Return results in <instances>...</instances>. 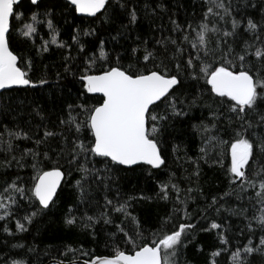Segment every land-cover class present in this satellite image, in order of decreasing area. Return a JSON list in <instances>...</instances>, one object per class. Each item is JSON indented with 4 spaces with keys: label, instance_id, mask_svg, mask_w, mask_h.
I'll list each match as a JSON object with an SVG mask.
<instances>
[{
    "label": "snow or ice",
    "instance_id": "obj_1",
    "mask_svg": "<svg viewBox=\"0 0 264 264\" xmlns=\"http://www.w3.org/2000/svg\"><path fill=\"white\" fill-rule=\"evenodd\" d=\"M30 2L36 8L41 7V0ZM19 3L20 0H0V153H3L0 175L7 177L0 183V221L27 213L22 217L24 222L16 220L15 223L18 232H26V224L56 207L58 189L62 181L67 182L66 176L71 175L73 167L80 173L74 185L79 194L76 208L89 203L93 182L108 190L117 179L114 170L121 167L140 168L154 177L155 172L167 168L163 137L171 122L187 116L199 103L208 109L211 122L195 126L202 132L206 145L201 147L202 155L198 160L193 161L197 187L181 189L173 182L174 173L166 181H159V199L171 201L173 210L160 219L151 240L144 236L140 219L129 210L133 200L145 197L121 198L118 189L115 201L104 196L103 211L96 215L85 211L78 217L74 214L76 208L69 206L63 222L70 228L79 225L93 235L97 224L113 225L116 231L110 233L109 238L115 241L119 236L125 245V249H121L115 244L112 255L94 256L83 264H187L182 259L183 251L197 231V224L191 222L193 217L188 204L195 198L193 192L203 196L199 186V160L209 163L211 159L213 164L223 167L220 158L210 157L209 152L224 147V154L230 156V164L225 168L228 190L205 197V207L198 209L197 214L202 213L201 218H207L209 209L216 214H221L223 209L229 216L241 218L244 227L239 234L246 243L230 246L226 235L230 227L227 218L220 223L211 219L210 227L199 230H220L217 236L223 247L211 253L210 264H216L222 250L229 252L231 264H264V0H201L204 10L199 19L193 22L186 18L181 22L170 15L168 28L159 25V37H151V47L147 39L137 36L136 47L128 50V59L132 62L124 64L122 53L105 51V42L100 40L99 55L86 56L82 64L75 67L71 46L58 42L59 32L53 20L57 5H46L43 13L32 12L31 22L16 28L13 21L25 20ZM116 4L126 11L128 25H136L137 8H128L123 0H116ZM60 7L69 15L79 13L95 18L113 5L110 0H65ZM157 8L167 11L163 3L156 8L144 5V10L151 15L156 14ZM249 9H254L255 14ZM41 15L44 20L40 19ZM39 24H46L52 33L51 40L41 38V50L46 52L50 45H57L68 49L69 54L63 56V72L58 71L55 77L57 86L64 89L61 101L64 115H58V123L49 127L42 109L33 107L41 124L32 131L15 122L13 113L19 115V106H12L15 97L11 92L50 86L47 65L45 74L30 75L32 61L17 55L10 43L14 31L34 41ZM81 33L95 35V29L85 31L75 27L72 40L83 53ZM121 35L127 36V31L118 32L112 40L118 41ZM141 49L142 54L137 55ZM100 61L103 64L98 67ZM61 81L67 83L61 84ZM77 84L80 87L73 96ZM89 94H100L98 102L89 104L86 99ZM9 116H12L11 121ZM221 118L226 121L223 129L218 127ZM57 128L61 130H55ZM221 131L228 140L223 139ZM21 141L30 142L32 146L21 147ZM97 162L103 167H96ZM27 167L32 169L33 175L25 179L20 170ZM13 168L17 171L9 174L8 170ZM233 199L235 206L225 208V203ZM109 209L122 215L120 223L112 219ZM178 218L182 222L175 223ZM129 224L133 225L131 230ZM3 230L15 235L7 227ZM12 247L24 248L25 245ZM27 251L35 252L36 247H29ZM77 252L81 256L89 255L82 247L65 245L50 264H77L69 256ZM11 255L18 253L10 251L7 258H0V264H29L28 260L17 261Z\"/></svg>",
    "mask_w": 264,
    "mask_h": 264
},
{
    "label": "trees",
    "instance_id": "obj_2",
    "mask_svg": "<svg viewBox=\"0 0 264 264\" xmlns=\"http://www.w3.org/2000/svg\"><path fill=\"white\" fill-rule=\"evenodd\" d=\"M65 0H41V7L36 8L30 0H22L18 8L25 14V20L17 23L13 21L16 28L23 26L24 22H31L30 15L32 12L38 11L43 13L46 5L55 4L57 7L54 9V25L59 32L58 42H63L71 46V55L75 57L73 61L74 67L82 64L86 56H91L95 53L99 55V41L103 40L104 49L111 54L122 53L123 63L127 64L132 61L128 59V50L136 47L138 41L136 37L140 36L149 41V47L152 46L151 37H159L160 33L157 31L159 25H163L165 29L169 26L168 17L173 15L174 18L179 19L181 22L184 19H191L193 22L200 18L201 12L204 10L201 5V0H123L128 8L136 7L138 10L139 20L136 25H128V16L124 9H121L116 0H110L113 7H109L106 12L97 14V17L82 16L78 13L69 15L66 10H61ZM145 3L156 8L158 4L163 3L167 11L156 9V14L151 15L144 10ZM195 5V6H194ZM250 13L255 14L254 9L248 10ZM195 13V16L192 15ZM107 17V20H105ZM258 19L259 17L256 16ZM44 20L43 15L40 16ZM79 26L87 31L91 28L95 29V35L84 36L82 33L79 40L84 44V52L80 53L78 46L73 42L72 36L75 34V27ZM124 26H127L125 29ZM38 35L33 41L32 39L23 37L19 31L12 33V40L10 47L19 56H23L26 60L32 61V72L30 75L37 77L44 73V66L47 65V78L49 85L43 86V89L25 90L16 89L11 92V96L15 97L12 101V106L17 108L16 121L25 130L35 131V126L41 124L40 117L33 111V107L42 109V115L47 117L49 127L57 124V116H63L64 111L61 110V101L64 95V89L57 86L56 73L63 72L64 60L63 56L69 54L68 49L60 48L57 45H50L49 50L44 52L41 50V38L43 40H51L52 33L48 30L46 24L37 25ZM127 31V36L121 35L118 41L112 40L118 32ZM142 54L137 53V55ZM103 64L102 61L98 62V67ZM61 84L67 81H61ZM203 84V82H201ZM71 87V85H69ZM80 86L77 84L73 88V96L76 89ZM199 87V86H198ZM205 92L206 89H203ZM8 95V94H6ZM99 94H89L86 98L89 104L98 102ZM207 98V97H206ZM24 101L23 104H20ZM12 120V116L8 117ZM222 122L218 125L221 129L224 128L226 121L221 118ZM30 122V123H29ZM210 124L211 115L203 104H199L190 109L187 116L179 117L171 122L167 132L163 137V151L167 159V168L163 171L154 173V177H149L147 172L142 171L140 168L128 169L121 167L119 170H114V176L117 179L111 184L108 190L103 187L97 186L95 182L92 183L90 193L88 196L89 203L80 205L76 208L79 194L75 188V181L80 178V173L73 167L71 175L66 176V181L63 182L58 192L56 207L51 212L38 216L31 224H26V232H18L15 228L16 220L24 222L22 217L27 213L21 212L9 218L7 221H0V258H7L11 253H18V255H11L12 259L17 261L28 260L29 264H46L52 260V257L59 256L60 252L64 250L65 245H71L73 248H81L87 252L88 256H81L79 252L75 256L70 253L69 256L73 259H90L94 256H110L114 252V245L118 244L121 249H125V245L120 237H116L115 241L109 238V234L116 231L113 225H104L103 222L96 225L95 234L93 235L90 230H85L79 225L76 227L67 226L64 221V216L68 211L69 206L76 208L75 215L80 216L85 211L88 215H96L99 211H103L104 196L107 195L109 199L115 201L116 191L119 190L121 198L127 196L145 197L144 199L133 200L132 208L129 210L132 214L138 217L145 229L144 236L151 240V233L156 231L160 219L165 217L173 210V203L159 199V181L167 180L169 176L174 173V183H177L181 189L197 187V181L193 173L195 172L196 165L193 161H197L202 155L200 152L201 147H206L203 139L202 132L197 129L201 123ZM60 131L61 129H55ZM87 135V133H85ZM220 135L224 140L229 137L224 135L221 131ZM21 147H31L30 142H19ZM53 145L56 141H52ZM174 146H178L175 152L172 151ZM224 147H217L210 150V157H219L223 167L220 164H213L211 159L209 163H204L199 160L200 164V178L199 186L203 189V196H198L195 192L192 196L195 197L189 201L188 211L193 217L192 223L197 224V231H195L192 242L187 245L183 251V260L187 264H210L211 253L222 249L221 241L217 236V231H202V227H210L211 219H215L220 223L225 218L230 224L229 230L226 235L229 237L230 246L240 243H246L243 236H240L239 230L244 227L241 218L236 216H229L227 212L221 210V214L214 213L211 209L208 210L207 218H201L203 215L197 214L198 209L205 207V197L212 195L222 194L228 190V176L225 172L230 164V156H227ZM3 153H0V157ZM264 162V161H262ZM251 163V162H250ZM67 167V165H65ZM96 167H103L97 162ZM3 170H0L2 172ZM17 171L16 169H9V174ZM20 174L28 179L32 173L30 167L20 170ZM191 177V179H189ZM7 177L0 175V183ZM151 197V199H147ZM235 200L225 203V208L235 206ZM109 215L116 223H120L123 219L120 213L111 212ZM182 222L177 219L175 223ZM4 227L9 228L15 235H9L4 232ZM133 225L129 224L128 228L131 230ZM140 241H137L139 243ZM258 242V240H257ZM15 244H23L24 248H13ZM36 247L35 252H28L29 247ZM201 248L203 249L201 251ZM47 253V254H46ZM216 264H231L230 254L228 251H221V254L216 257Z\"/></svg>",
    "mask_w": 264,
    "mask_h": 264
},
{
    "label": "water",
    "instance_id": "obj_3",
    "mask_svg": "<svg viewBox=\"0 0 264 264\" xmlns=\"http://www.w3.org/2000/svg\"><path fill=\"white\" fill-rule=\"evenodd\" d=\"M22 0H20V2H21ZM79 14V13H78ZM79 15H82V16H86V15H83V14H79ZM100 95V94H99ZM63 184V181H62V183H61V185ZM61 188V187H60ZM58 192H59V189H58ZM84 260H86V259H76V260H74V261H76L77 262V264H83V261ZM50 262L51 261H49L48 263H46V264H50Z\"/></svg>",
    "mask_w": 264,
    "mask_h": 264
}]
</instances>
